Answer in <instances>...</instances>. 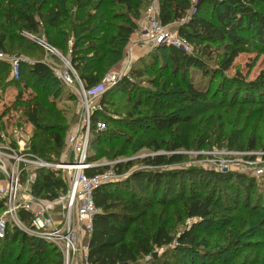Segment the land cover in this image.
Segmentation results:
<instances>
[{"label": "trees", "instance_id": "16d2710c", "mask_svg": "<svg viewBox=\"0 0 264 264\" xmlns=\"http://www.w3.org/2000/svg\"><path fill=\"white\" fill-rule=\"evenodd\" d=\"M144 3V0H0V50L7 55L31 57L37 52V45L26 33L38 36L41 26L47 27L45 34L50 38L47 40L51 43L55 41L53 44L57 47L64 46L63 43L56 44L60 36H63L62 42L69 39L68 30L61 28L69 26L70 22L74 39L70 42L69 59L85 87H91L100 83L107 74L101 65L107 55L113 56L111 64L123 57L127 42L139 29V21H125V14L133 12L137 16ZM158 3L162 24L171 26L181 21L177 34L197 51L189 53L175 46L159 45L158 50L166 52L162 54L160 64L159 54L154 52L145 67L134 68L132 74L129 72L118 81L126 93L137 92L135 104L128 112L129 117L115 120L116 124L106 133L95 130L96 138L92 144L99 152L89 162L94 163L104 157L117 159L126 156L135 135L150 123L157 131L173 125L181 127H174L178 128L174 131L178 138L165 147L153 139L152 147L156 154L143 158L146 168L131 171L135 161H119L113 166L115 173L124 176L130 170L127 178L102 184L95 190L99 212L93 219L88 244L90 264H136L150 255L152 261L149 264H195L188 259L192 252L198 249L215 251L222 247L223 237L220 240V236L224 235L215 237L221 225L225 226L226 232L232 230L244 238H264V189L263 186L258 188L255 178L231 171L174 168L186 159V155L178 152L180 149L210 150L218 146L234 151H253L264 148V145H258L256 133L247 137L243 130L222 134L217 127H208L204 134L198 133V137L194 138L193 133L197 129L191 125L192 115L180 117L175 114L179 102L174 99L177 97L189 102V112L197 116H205L217 105V91L211 95L210 91L199 88L191 81L190 71L197 67L205 77L214 78L216 74L223 77L226 91L221 104L226 109L236 106L243 111L245 108L264 109V68L255 80L248 83L240 75H225L242 51V38L249 36L264 46V0H206V14L201 12V5L191 12L192 0H159ZM224 42L219 66L208 67L203 57L212 54L213 45ZM94 63L99 66H94ZM151 72L165 78L163 81L157 78L153 83L162 95L171 96L170 102L165 103L154 96L143 101V90L136 85L133 75L143 77ZM10 74L11 65L0 61V87L5 85ZM28 74L34 78L33 84L29 76L25 77ZM57 82L63 83L43 59L20 63L19 78L8 82L17 85L16 106L22 110L25 120L36 128L31 151L45 159L44 150L56 153L62 150L65 143L64 127L46 122L61 121L52 108ZM32 88H35L36 94L25 98V92ZM106 93L101 98L104 110L96 112L97 116L107 114L111 104ZM230 93L231 98L228 97ZM200 103H206L203 110L195 107ZM48 109L51 113L45 114ZM5 118L0 113V134L9 125ZM95 118L92 119L94 125L98 123ZM155 136L156 132L153 138H157ZM164 148L169 153L162 152ZM109 169L108 165L95 164L86 173L93 176ZM66 187L58 171L37 169L36 181L32 184L36 196L55 199ZM2 208L0 202V211ZM172 208L174 212L171 214ZM174 213L178 222L184 223L192 218L197 221L174 233ZM20 215L24 220H30L29 212L22 210ZM0 239V264L65 263L63 252L55 244L17 227H8L6 235ZM233 242L228 244L231 246ZM256 242L255 248L262 251L264 244L258 248L260 241ZM253 245L243 239L235 240V256L248 248L253 251ZM163 247L168 248L159 255H153L157 248Z\"/></svg>", "mask_w": 264, "mask_h": 264}, {"label": "rangeland", "instance_id": "374dc122", "mask_svg": "<svg viewBox=\"0 0 264 264\" xmlns=\"http://www.w3.org/2000/svg\"><path fill=\"white\" fill-rule=\"evenodd\" d=\"M144 6L140 10V13L136 16L133 12L129 13L127 12L125 15L127 16L125 21L135 23L137 20L139 21L142 19V17L145 16V12L151 2V0H144ZM159 1V0H158ZM206 0H192L193 6L191 9V12L196 9L198 5H201L203 14H206L207 12V6H205ZM159 4V3H158ZM157 4V5H158ZM145 8V9H144ZM119 10V8H117ZM116 9V10H117ZM190 12V13H191ZM139 18V19H138ZM237 20V19H236ZM117 22L121 23L122 20H118ZM184 22V21H183ZM68 23V22H67ZM182 22L176 21L171 26H167L168 30L176 32L178 27L180 26ZM72 23L69 26L63 25L61 29H67L69 39L65 42H62L63 36H60L59 41L56 45H60V43L65 44L64 46H55L53 43L55 41H52V43L47 40L49 37L45 34V29H47L46 26H41L40 28V35L38 37L44 38L48 43L53 45L58 49V51L64 56V57H70L71 52L70 49V42L73 41V31L70 30L72 27ZM11 28V27H10ZM16 29L20 30L19 26L15 27ZM13 29V28H11ZM17 30V31H18ZM242 35V33H240ZM50 39V38H49ZM244 41L240 45L241 53L236 58L233 67L230 68L228 71L225 72V75L227 77H233L238 76L242 77L246 83L253 81L256 79L258 74L261 72V70L264 68V46H261L255 39L251 37L242 38ZM36 42L37 45V52L34 53L31 57H26L30 59V61H33V59H43L47 63L51 60V58H55L54 56H51L48 51L41 45L37 40H33ZM136 41V35H132L130 40L127 42L124 55L123 57L115 64H111V61L113 59V56L107 55L105 59H103V62L101 65L105 67V70L108 73L117 72L120 69H124L126 67L127 71L132 74V71L136 67H145V63H149L151 61L152 53L157 52L159 54V64L161 63V57L162 54L166 53L163 51H159V46H154L152 43H139V52L134 54L133 49H135ZM69 42V43H68ZM226 42L213 45L211 48L213 49L211 55H206L203 57V59L206 61L208 67L210 68H217L220 64L219 55L223 53V46ZM61 48V49H60ZM133 48V49H132ZM196 48L192 46V53H196ZM57 60V59H56ZM57 63H60L59 61H56ZM50 64L54 65V60H51ZM62 64V62H61ZM99 66V64L94 63V66ZM125 65V66H124ZM124 66V68H122ZM125 70V69H124ZM119 72V71H118ZM191 81L194 83V85L198 86L201 89L210 91L211 95H215L217 91L216 97V106L212 108V110L207 113L205 116H202L199 114L198 116L195 115L193 112H189V106L191 104L187 102L186 100H179V98L175 97L179 103L177 104L175 114L179 115L180 117H191L192 115V121L191 125L192 127H196L197 131L193 133V137H198V133L204 134L205 129L208 127H217L216 129L224 134V133H231L235 130H243L247 137H250L253 135V133H256V139H258L257 143L259 146L264 145V109L261 110V108H253L252 110L249 109H243L236 106L233 109H226L221 104L223 94L226 91V88L223 86V77L219 75H215L214 78L205 77L202 75V70L193 67L191 69ZM29 76L31 80V84H33L34 78L31 77L30 74L25 75V77ZM135 78L136 85L142 89L144 93L143 101L145 102L146 97L153 98L158 97L159 100L168 103L171 101V96H164L160 93L159 87L156 86L153 82L157 78L160 80H165L163 76H160L157 72H151L145 74L143 77H138L137 75H133ZM211 79V80H210ZM12 80L11 74L6 79L5 85L0 87V113H3L5 115V120L11 125L13 124L14 127H8L7 131H10L11 129H20L23 130L26 136L31 142H33L32 136L36 132V128L31 123L27 122L25 118L23 117L22 110L16 106L15 103L16 96L18 94V88L15 84L8 83ZM225 83V82H224ZM7 84V85H6ZM55 96L52 98L54 105L52 108H54L55 111L59 114L61 117V121L55 122L51 120H47L49 124H60L64 127V137H65V143L64 147L59 152H54L50 150H44L45 152V158H42L48 162H52L53 164L50 167H47L48 169H52L59 172V175L61 177H66L64 175V172L61 171V169H58L56 167V163H60L61 161H67L69 156H71L72 153V143H70L69 135L74 130H78V136L81 135L83 137L88 136V161L92 159L93 157H97L99 149L93 146L92 141L96 138V131L101 133H106L108 129H112L113 126L116 124L114 122L115 120L119 119H125L128 116V112L132 110L133 105L135 104L136 94L135 93H126L123 91L122 86L119 85V83H116L113 87H110L107 91V97L109 102H111L110 105H108V108L106 110L107 114H103L101 116H97L96 113H92L90 118V127L87 126L88 122V112L86 108H84V100L82 97L78 96L76 94V91L72 89V87L66 85L65 83L57 82L55 86ZM32 94H36L35 88L29 89L25 92L24 96L25 98L32 96ZM232 93L228 97L231 98ZM52 97V96H50ZM173 97V96H172ZM229 98V99H230ZM50 99V98H49ZM143 102V104H144ZM113 104V105H112ZM219 104V105H218ZM206 103H200V105L195 106L198 107L200 110H203L205 108ZM104 110V109H103ZM246 110V111H245ZM51 110L48 109V111H45V114L51 113ZM102 111V110H101ZM99 111V112H101ZM191 114V115H190ZM95 115V116H94ZM96 117V122L104 124V127L100 128L98 127V123L94 125L92 122V119ZM17 125H20L21 127H17ZM147 125V124H146ZM153 124L147 125L143 130L135 135L132 141L131 149L128 151L126 156H121L117 159H110L107 157L101 158L98 161L94 162L95 164L99 165H108L110 169L108 171H114V165L119 162H128L130 160L135 161L133 166L131 167V171H136L138 169L146 168L145 164L142 162L143 158H145L148 155H154L156 152L154 151L153 145V139H156L158 143L162 144L163 147L166 146V144L172 143L174 140L178 138L177 135L174 134V131L178 128L174 127H181L180 125H173L172 127H168L167 129H162L157 131V129L152 126ZM79 126V127H77ZM96 130V131H95ZM153 132L152 135H148L147 133ZM154 132H156L157 138L154 137ZM131 134L133 132H130ZM14 133L10 131V135L12 136ZM204 136V135H203ZM78 137V138H79ZM162 152L169 153L164 150H161ZM178 152H182L184 155H186V159L184 162L177 164L174 166L176 169H183V168H190V167H196V168H205V169H214L222 171V168L227 167V171L231 172H237L244 174L246 176H251L256 179L258 182V188L259 186L264 189V148L259 147L256 150L253 151H234L230 150L227 147H218L215 146L212 149H180ZM39 157V156H38ZM37 169L34 168V170L30 171L28 174H24L21 177L22 183L26 184L28 176H36ZM128 170L125 175L121 178V180L127 178L131 172ZM262 171V172H261ZM119 181H113L109 183L114 182H120ZM106 184V183H105ZM4 210V209H3ZM2 210V211H3ZM2 211H0V215L2 214ZM174 212V208H172L171 214ZM61 214H55L56 222L59 223L61 220ZM176 214H173V232L176 233L178 231H181L187 226H190L194 221H197V219H187L184 223L178 222V220L175 218ZM30 221V220H29ZM29 221L26 223L27 229H30ZM11 228L12 226L9 225ZM224 225H221L218 228V233H216L215 237H219L221 240V245L219 249L215 251H209L204 249H198L192 254H189V262L195 261V264H264V249L262 251H258L255 247L257 245L256 241H260L258 243V248H262V244H264V238H258V239H250V238H244L241 236V234H237L235 231L229 230L228 232L226 228H224ZM13 228V227H12ZM18 228V227H17ZM20 229V228H18ZM23 230V229H20ZM226 230V231H225ZM24 231V230H23ZM26 232V231H25ZM223 233V234H222ZM240 239L248 241V243H253V251L251 249H245V251L235 256V240L238 241ZM1 240V239H0ZM234 240L233 244L230 246L228 244L230 241ZM176 244V243H174ZM168 247L163 248H157L156 253L157 255L161 254L165 249ZM255 248V249H254ZM218 251L219 254H218ZM241 253V251H240ZM258 255H260V258L258 259ZM73 260L77 261L78 264L81 260L84 261V252L79 251L75 255H73ZM82 261V263H84ZM152 261V255L147 256L143 259H141L136 264H149ZM218 261V262H217ZM258 261V262H257ZM76 262V263H77ZM257 262V263H256ZM67 264V261L65 260V263ZM71 264V263H70Z\"/></svg>", "mask_w": 264, "mask_h": 264}, {"label": "built area", "instance_id": "2783aa9c", "mask_svg": "<svg viewBox=\"0 0 264 264\" xmlns=\"http://www.w3.org/2000/svg\"><path fill=\"white\" fill-rule=\"evenodd\" d=\"M157 4L158 0H151L145 16L139 20L137 31L139 37L154 46L170 45L191 53L192 45L177 32L168 30L167 26L162 24L159 19V4ZM26 36L37 40L51 56L55 57L51 58L55 62L54 65L50 64L51 60L48 63L55 75L83 98L84 108L88 112L87 126L90 127V114L103 111L101 98L110 87L129 74L127 69L108 73L100 83L85 87L68 57H64L44 38L31 33H26ZM59 59L60 63H57ZM0 61L11 65V75L15 79L19 78L20 63H33L28 58L7 55L2 50H0ZM7 127L14 126L9 124ZM17 127L20 126L17 125ZM98 127L102 128L104 124L98 123ZM6 131L0 134V202L4 209L0 215V238L6 235L9 225L18 227L31 235L55 244L63 252L67 264L72 262L73 255L79 251L84 252L83 264H90L88 244L93 230V219L99 212L94 197L95 190L102 184L121 179L122 176L108 170L102 174L87 175L86 170L94 166V163L89 162L87 157L88 136L79 137V131L76 129L70 133L68 140L72 143L71 156L67 161L56 163V167L61 169L64 175L67 172L66 177H63L67 185L66 190L55 199L38 197L32 189L36 176H28L26 184L22 183L21 177L34 168H47L53 163L38 157L31 151L30 140L23 130L11 129L10 131L14 133L12 136L10 131ZM227 170V167L222 168V171ZM57 208L62 210L59 223L56 222L52 213ZM22 210L30 213V229H27L26 223L28 222L20 215ZM79 227L83 229L85 242L80 236Z\"/></svg>", "mask_w": 264, "mask_h": 264}, {"label": "crops", "instance_id": "0c3cea01", "mask_svg": "<svg viewBox=\"0 0 264 264\" xmlns=\"http://www.w3.org/2000/svg\"><path fill=\"white\" fill-rule=\"evenodd\" d=\"M178 30H176V32H177ZM135 35H136V41H135V44L133 45V46H135V49H133V51H134V54H136L137 52H139L138 50H139V43H143V42H146L144 39H142V38H140L139 37V35H138V33L137 32H135L134 33ZM133 34V35H134ZM147 43H150V42H147ZM125 66V65H124ZM124 66H122V68H124ZM124 69H126V67L124 68ZM124 69H120V70H118V71H122V70H124ZM117 71V72H118ZM61 209L60 208H57V209H55L52 213H53V215L55 216V214L57 215V214H59L60 215V213H61ZM78 230H79V233H80V236L83 238V242H85V235H84V232H83V229H82V227H79L78 228ZM80 237V238H81ZM81 238V239H82ZM82 261L83 260H81L80 262H79V264H83L82 263ZM77 261H74V260H72V262H71V264H78V262L76 263ZM128 264H130V263H128Z\"/></svg>", "mask_w": 264, "mask_h": 264}, {"label": "water", "instance_id": "95a60500", "mask_svg": "<svg viewBox=\"0 0 264 264\" xmlns=\"http://www.w3.org/2000/svg\"><path fill=\"white\" fill-rule=\"evenodd\" d=\"M195 8H197V7H195ZM153 255H154V256H156V255H157V253H156V252H154V253H153Z\"/></svg>", "mask_w": 264, "mask_h": 264}]
</instances>
